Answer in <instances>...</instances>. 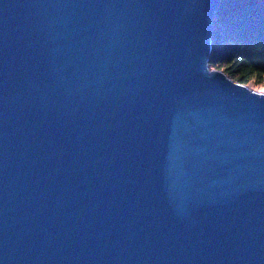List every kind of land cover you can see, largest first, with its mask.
Wrapping results in <instances>:
<instances>
[{
	"label": "water",
	"instance_id": "water-1",
	"mask_svg": "<svg viewBox=\"0 0 264 264\" xmlns=\"http://www.w3.org/2000/svg\"><path fill=\"white\" fill-rule=\"evenodd\" d=\"M221 0H0V264H264V92L210 64Z\"/></svg>",
	"mask_w": 264,
	"mask_h": 264
},
{
	"label": "trees",
	"instance_id": "trees-1",
	"mask_svg": "<svg viewBox=\"0 0 264 264\" xmlns=\"http://www.w3.org/2000/svg\"><path fill=\"white\" fill-rule=\"evenodd\" d=\"M210 64L234 81L264 85V0H221Z\"/></svg>",
	"mask_w": 264,
	"mask_h": 264
},
{
	"label": "rangeland",
	"instance_id": "rangeland-1",
	"mask_svg": "<svg viewBox=\"0 0 264 264\" xmlns=\"http://www.w3.org/2000/svg\"><path fill=\"white\" fill-rule=\"evenodd\" d=\"M252 85V84H251ZM253 89L257 90V91H261V92H264V85L263 86H253Z\"/></svg>",
	"mask_w": 264,
	"mask_h": 264
}]
</instances>
